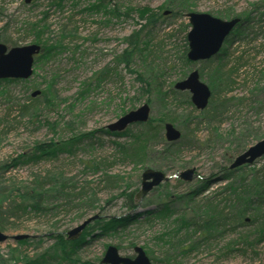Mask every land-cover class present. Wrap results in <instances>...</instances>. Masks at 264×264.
Returning a JSON list of instances; mask_svg holds the SVG:
<instances>
[{
	"label": "rangeland",
	"instance_id": "obj_1",
	"mask_svg": "<svg viewBox=\"0 0 264 264\" xmlns=\"http://www.w3.org/2000/svg\"><path fill=\"white\" fill-rule=\"evenodd\" d=\"M140 7L161 10L165 15L145 28L146 21L133 11ZM251 10L255 33L247 32L249 37L244 42L230 34L221 55L232 65L243 54L240 62L245 65L235 74L227 94L243 102H230L222 115L212 119L196 108L189 91L175 88L193 70H198L201 80L210 87L214 77L211 73L218 65V55L209 59L213 63L186 61L184 35L191 29L187 14L204 12L228 20ZM129 38L139 43L134 52ZM0 42L8 48L34 43L44 47L35 58L29 78L11 82L0 79V192L21 194L40 188L39 181L55 177L66 183L67 192L79 194L68 201L51 197L49 206L58 208L47 214L28 212L21 213V218L10 215L3 220L8 215L4 213L1 230L10 236L0 243L4 258L14 259L22 253L26 259L45 251L53 256L56 239L50 238L52 232L67 233L96 214L105 217L157 210L166 195L174 199L200 185L198 178L182 183L178 182L180 178H172L144 199L135 198V206L130 207L125 193L137 194L146 168L168 175L194 168L202 176L201 181L210 179L200 197L223 192L229 184L237 188L245 182L240 188L246 192L253 188V170H262L264 156L234 171L231 180L220 178L222 169L230 166L237 155L264 138V0H0ZM128 51L133 52L127 54L129 67L115 63L117 56ZM103 70L108 74L103 75ZM138 74L153 80V86L146 87ZM35 91L40 93L32 96ZM145 103L151 108L150 117H174L171 123L181 133H191L193 144L177 156H163V139L156 140L147 151L142 143L103 131ZM24 107L26 111H22ZM131 126L138 132L135 124ZM114 141L127 144L129 152ZM39 143L70 147L72 151L59 149L56 157L44 153L37 160L34 155L42 152L36 150ZM241 176L247 180L241 181ZM222 197L225 200L221 206H228L232 193L226 191ZM175 201L167 199L177 207L175 214L151 222L142 220L124 232L88 240L78 253L80 262H98L109 245H120L121 254L131 257L136 254L134 247L142 246L149 256L159 260L155 264H264V237L254 241L251 236L249 244L244 242L243 238L253 235L258 227L249 220L184 255L182 248L198 240L199 233L185 237L187 231L183 230L181 239L172 242L164 233L173 232L176 219L190 213L195 202ZM10 202L5 203L4 211L12 209ZM19 234L31 236L25 245L12 239ZM229 245L233 250L227 252ZM10 264L20 263L11 260Z\"/></svg>",
	"mask_w": 264,
	"mask_h": 264
},
{
	"label": "trees",
	"instance_id": "obj_2",
	"mask_svg": "<svg viewBox=\"0 0 264 264\" xmlns=\"http://www.w3.org/2000/svg\"><path fill=\"white\" fill-rule=\"evenodd\" d=\"M187 10L188 9L186 8V11ZM133 11H135L140 16V18L146 21L144 25L145 28L149 26L152 27V24H154L157 20H159V18H162L165 15V13L161 10L157 11L144 7L137 8L136 10L134 9ZM253 13L254 10L247 11L242 14H235L234 18L241 17V22L231 34H233L234 36L237 35L238 37H240V40L243 41L244 39H247L249 37L248 33H255L253 32L255 23ZM188 26L189 25L187 24L186 28H188ZM187 34L188 32L184 35L185 45L183 53L186 61L189 62V59L187 57V53L189 50ZM228 42H230L229 38ZM138 44L139 43L137 42L136 38H134V41L130 39L129 47L134 52ZM225 47L223 46L221 51L218 53V65L214 68L213 73H211L214 75L210 83V87L212 89V97L210 99L208 107L203 112L204 115H208L212 119H216L217 116L219 117L220 115H222L230 102H243L242 98L236 99L235 97H228L227 95L228 90L231 89V84L235 82V74L238 72V70L241 69L243 65H245L244 63L240 62V60L243 59V54L236 58L234 64L230 65V60H225V57L221 56L226 50ZM133 52L128 51L126 52V54L123 53V55L117 56L115 59V63H125L126 66L129 67L130 58L126 59L128 56L127 54ZM42 55H46L45 51ZM228 55L229 54H227V56ZM208 62L213 63L214 61L209 60ZM102 73L103 75L104 73L108 74V71L106 72V70H103ZM144 76V74H138V79H141L143 82H145L146 87L149 85L153 86V80H146ZM7 81L11 82L12 79H8ZM42 95L46 97L45 94ZM189 103L192 104L190 100ZM22 111H26V107H24ZM162 116L164 117L159 119L150 117L148 122L135 124V126L138 127L136 128L138 132L133 131V129H131L132 126L120 133H112L107 128H104L103 131L107 134L115 135L117 137H128V141H132V143L134 141L138 142V144L142 143L144 150L145 148H147V151L149 147L154 144V142H156V140L163 139L165 147L161 154H163V156H177L182 152V149L184 147H189L193 144L192 140H190L191 138L189 137L191 133H188L186 130L182 132L180 141L167 142V139H165L164 137L165 133L163 134L164 124L165 122H167L166 120L175 122V118L169 116L168 114H164ZM155 121H158V123H154ZM191 124L192 121L188 123L187 126ZM92 134L93 132L87 135L91 136ZM51 143H39V146L36 148V150L42 152L34 155L36 156L37 160L40 159L42 157L41 154L44 155V153H47L49 155L47 157H56V153H58L59 149H61L60 152L63 150L72 151V148L70 147L55 148L53 146L54 144ZM114 143L120 149L126 150V153L129 152V146L127 144H123L118 141H114ZM19 160L20 159H17L16 161ZM14 163L16 164V162ZM240 169L243 168L239 167L236 169H230L229 166L225 167L224 169H222V172H224V174L220 179L231 180L233 172ZM261 169L262 170H253L254 178L251 179L250 183H253L254 181V185L253 188L248 192L244 191V187L242 189L240 188V186L245 184L244 182L237 188H234L233 184H229L227 188H224L223 192H214L212 193V195L200 197V195L204 194L208 189L207 183L210 182V179H206L205 181L200 180V185L196 186L193 190L185 192L181 195L174 196V199L170 197L173 195H166V198L170 199L171 202H173V200H176L175 203L186 204L188 202H195L194 208L190 213L182 214L176 219L175 222L177 228L174 229L173 232L164 233V235L169 234V242L181 239L180 234L183 230L187 231L185 237H194V235H196V233L198 232V240H192V244H190V246H187V248H182L184 255L190 254L191 252L198 250L202 244L217 239L219 235H223L226 232L235 229L236 226L248 224V220L250 224L258 223V227L255 229V232H253V235H247V237L243 238L244 242L249 244V238L251 236H254L252 238L254 239V241H261L264 237V216L261 215V213H264V167ZM240 180L244 181L245 179L241 176ZM211 181L216 182L218 181V179H211ZM178 182L182 183L183 181L178 180ZM37 184L38 186H40V188H34L26 192L24 191L21 194H14L13 196L8 195V193L5 191L0 192V218L4 217V213H8V215L6 218H3V220L7 219L10 215L21 218V213L26 214L28 212H32L37 215L47 214L53 209L58 208V206H49L51 197L57 199L60 196L64 198V200L68 201L79 196V194L72 195V193L67 192L66 183L61 182V180L55 177L43 179ZM226 191L232 193V197L230 198L231 203L228 206H221L222 202L225 200L222 195ZM125 195L131 205L130 207H134L136 191L129 194L125 193ZM166 198V201L161 202L160 207L157 210L148 209L144 212H135L132 214L119 216H99L86 227L82 236L75 240L68 239L66 233H50V238L56 239L53 244L56 252L52 254L53 256L45 251L30 258H28V256H25L26 259H23L22 253L18 254V252H16L15 254L18 255H14V259L4 258L0 255V264H10L11 260H14L20 264H102L101 259H99L98 262L95 263L80 262L78 253L85 246L86 242H88V240H95L102 235H115L120 232H124L127 228H129L130 225L140 223V221L142 220H144V222H151L156 217L166 218L171 214H175L177 212V207L173 206L172 203L167 202ZM8 200L11 201L9 206L12 207V209L8 208L7 211H4L5 203ZM69 203L70 202H68V204ZM247 215H250L251 218H247ZM1 228L2 226L0 224V229ZM28 241L29 238L20 240L16 243L25 245ZM131 245L134 247V244ZM118 248L121 249V246L118 245ZM231 250H233V248L229 245V247L227 248V252H230ZM54 258L55 260L53 261ZM150 258L155 263L159 261L157 258L151 256Z\"/></svg>",
	"mask_w": 264,
	"mask_h": 264
},
{
	"label": "water",
	"instance_id": "obj_3",
	"mask_svg": "<svg viewBox=\"0 0 264 264\" xmlns=\"http://www.w3.org/2000/svg\"><path fill=\"white\" fill-rule=\"evenodd\" d=\"M32 1L26 0V3ZM187 17L191 26L187 34L189 49L187 57L194 62L208 60L216 56L226 39L241 21L240 17L227 20L209 13L194 11L189 12ZM41 53L42 46L37 43L8 48L6 44L0 42V79L29 78L33 74L35 57ZM175 88L181 91H189L192 103L197 109L205 110L208 107L212 90L201 80L198 70H193L186 79L177 82ZM39 93V91H35L33 96ZM150 114L151 108L148 103H145L139 108L125 113L116 122L109 124L107 128L111 132H122L133 124L147 122ZM165 136L169 142H177L180 140L182 133L173 123L167 122L165 124ZM263 156L264 138L237 155L229 167L230 169H236L251 165ZM172 178H180L185 182H191L196 178H202V176L195 173L194 168L176 172L173 175H168L153 168H146L142 174L141 188L135 196L136 200L144 199L155 187ZM99 216V214L90 216L80 225L69 230L67 232L68 239H78L86 227ZM30 237L29 234H19L13 236L12 239L20 241ZM8 239H10V236L0 229V243ZM134 250L136 252L134 257L124 256L117 246L109 245L101 262L102 264H155L142 246H135Z\"/></svg>",
	"mask_w": 264,
	"mask_h": 264
}]
</instances>
